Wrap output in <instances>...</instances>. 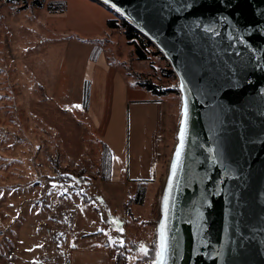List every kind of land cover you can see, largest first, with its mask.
I'll use <instances>...</instances> for the list:
<instances>
[{"label":"rangeland","instance_id":"374dc122","mask_svg":"<svg viewBox=\"0 0 264 264\" xmlns=\"http://www.w3.org/2000/svg\"><path fill=\"white\" fill-rule=\"evenodd\" d=\"M42 1L0 0V264H150L158 252L163 179L108 183L113 152L135 148L126 135L129 103L114 97L118 72H85L88 107L85 86L70 96L69 82L82 76L94 44L93 58L106 52L135 82L138 74L173 89L177 103L168 102L160 153L168 166L180 122L179 78L155 48L141 60L122 27L109 32L107 20L123 17L108 5L97 1L103 8L96 12V0H67L66 12L52 13L54 0ZM58 79L68 80L60 95Z\"/></svg>","mask_w":264,"mask_h":264},{"label":"water","instance_id":"95a60500","mask_svg":"<svg viewBox=\"0 0 264 264\" xmlns=\"http://www.w3.org/2000/svg\"><path fill=\"white\" fill-rule=\"evenodd\" d=\"M96 1L149 39L179 78L158 251L163 233L167 264H264V0Z\"/></svg>","mask_w":264,"mask_h":264},{"label":"crops","instance_id":"0c3cea01","mask_svg":"<svg viewBox=\"0 0 264 264\" xmlns=\"http://www.w3.org/2000/svg\"><path fill=\"white\" fill-rule=\"evenodd\" d=\"M92 2H94V4H97V1ZM93 7L96 9V12L101 11V8H103L99 4L93 5ZM109 29V32L112 33V28ZM93 49L94 44H92L89 49V55L84 64V72L82 76H76L75 81L73 80L69 82L71 92L69 91L70 93H68V95L71 96L73 94L72 91L74 87L77 88L78 93L79 89L82 87V84L85 86V72H88L90 67L92 72L94 68L96 69L97 66H99L100 69H102V71L104 72H109L110 70L115 69L118 73L116 74L117 88L115 89L114 97L120 98L122 102L124 100L125 103H129L126 117V135H128V137L132 139V144H135V152L131 149L129 152L126 146L122 147V149H118V152H113V175L109 178L108 183L120 182L121 179H125V181L128 183L134 182L140 184L142 182H145L146 185L149 186L151 184L160 183L167 172V164H165V159H163L160 153L162 152V141H164L163 137L166 133L165 127L167 126L170 112V103L168 102L169 100L173 99V101L177 103V99L176 97H174L175 95H173L172 92L164 95L154 94L152 91L137 84L130 76H127L128 74L126 75V73H124L119 66V64H121L122 62L118 60H111L112 62L109 61L106 52L102 51L96 58H93L91 54L93 52ZM90 77H92V75ZM61 81H63L64 84ZM64 86L68 87V80L64 81L58 79L55 86L56 93L60 95L59 91L60 89L63 90ZM68 95L63 97V99L61 100L69 99ZM79 95L81 97V94ZM70 103L72 102H67V104ZM78 103H80V99L76 100L74 104ZM176 103H174L173 105H175ZM88 109L93 121L98 123L99 120L94 108L90 106ZM97 109V112L101 114L103 106L99 105ZM144 143H146L147 146L145 145L143 148ZM148 143L149 146L150 144H152L151 148L148 147ZM144 149H146V151H144ZM121 170H123V173H125L123 178L120 177V175L122 174L120 173ZM149 186L147 187V192ZM111 220L112 217L109 216V222H111ZM98 244L99 248L104 247L102 250L107 249L106 245L100 240H98ZM110 259L113 260L112 257H110Z\"/></svg>","mask_w":264,"mask_h":264},{"label":"trees","instance_id":"16d2710c","mask_svg":"<svg viewBox=\"0 0 264 264\" xmlns=\"http://www.w3.org/2000/svg\"><path fill=\"white\" fill-rule=\"evenodd\" d=\"M33 3L37 4L38 6L43 5L42 0H33ZM25 7H27V6L25 5ZM66 9H67V0H54L48 4V10L52 13H61V12L66 11ZM107 24L110 28H119V27L123 28L126 37L134 45L135 53L137 54L139 59L143 60V59L148 58L149 51L147 49L150 47L155 48L156 54L162 53L149 39H147L141 33H139L124 17L121 19V22L119 21L118 18H110V19H108ZM168 66H169V72L174 73V70L170 66V63L168 64ZM136 77H137V80H136L137 84H139V85L143 86L144 88L152 91L154 94L164 95V94H167V93L173 91V89H171L169 87H162L161 85L153 82L149 78H145V79L138 78L139 77L138 74L136 75ZM84 91L85 92H84L83 105L85 107H88L87 82L85 84ZM105 146H106V148H108V146L106 144H105ZM147 256L150 257V254L148 253Z\"/></svg>","mask_w":264,"mask_h":264},{"label":"snow or ice","instance_id":"6c2138e0","mask_svg":"<svg viewBox=\"0 0 264 264\" xmlns=\"http://www.w3.org/2000/svg\"><path fill=\"white\" fill-rule=\"evenodd\" d=\"M186 7H191L190 5H186ZM119 11V9H117ZM207 31V29H206ZM184 115L185 118L187 117V109L185 107V111H184ZM184 134H185V129L183 127V123H182V127H181V133H180V139H181V148L183 147V140H184ZM177 158H179V152H177ZM173 168L175 169V165L173 166ZM120 231H122V229H120ZM115 243V242H113ZM121 246H123V241H120ZM140 251L144 254L147 255V248L145 245L141 244L140 245ZM167 251V247L164 243V236L163 233H161V244H160V250L156 253L157 259L155 260L154 264H167L166 259H164V253H166ZM131 259V258H130Z\"/></svg>","mask_w":264,"mask_h":264}]
</instances>
